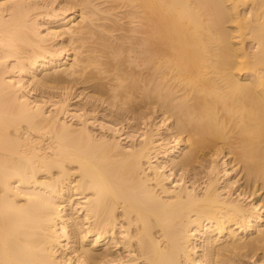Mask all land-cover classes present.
Returning <instances> with one entry per match:
<instances>
[{
	"label": "bare ground",
	"instance_id": "obj_1",
	"mask_svg": "<svg viewBox=\"0 0 264 264\" xmlns=\"http://www.w3.org/2000/svg\"><path fill=\"white\" fill-rule=\"evenodd\" d=\"M0 264H264V0H0Z\"/></svg>",
	"mask_w": 264,
	"mask_h": 264
},
{
	"label": "rangeland",
	"instance_id": "obj_2",
	"mask_svg": "<svg viewBox=\"0 0 264 264\" xmlns=\"http://www.w3.org/2000/svg\"><path fill=\"white\" fill-rule=\"evenodd\" d=\"M122 141H124V140H122Z\"/></svg>",
	"mask_w": 264,
	"mask_h": 264
}]
</instances>
